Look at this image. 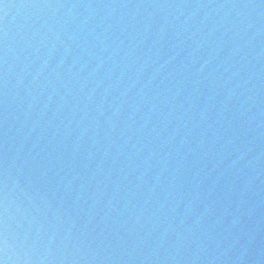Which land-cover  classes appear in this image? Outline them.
<instances>
[{
  "label": "water",
  "instance_id": "95a60500",
  "mask_svg": "<svg viewBox=\"0 0 264 264\" xmlns=\"http://www.w3.org/2000/svg\"><path fill=\"white\" fill-rule=\"evenodd\" d=\"M3 264H264V0H0Z\"/></svg>",
  "mask_w": 264,
  "mask_h": 264
},
{
  "label": "snow or ice",
  "instance_id": "6c2138e0",
  "mask_svg": "<svg viewBox=\"0 0 264 264\" xmlns=\"http://www.w3.org/2000/svg\"><path fill=\"white\" fill-rule=\"evenodd\" d=\"M0 264H3V262H2V261H0Z\"/></svg>",
  "mask_w": 264,
  "mask_h": 264
}]
</instances>
